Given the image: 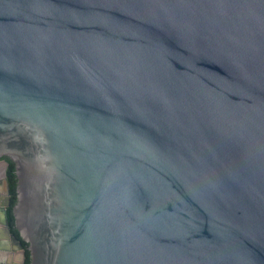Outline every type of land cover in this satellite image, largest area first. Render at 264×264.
<instances>
[{"label":"water","instance_id":"obj_1","mask_svg":"<svg viewBox=\"0 0 264 264\" xmlns=\"http://www.w3.org/2000/svg\"><path fill=\"white\" fill-rule=\"evenodd\" d=\"M0 157L29 264H264V0H0Z\"/></svg>","mask_w":264,"mask_h":264},{"label":"flooded vegetation","instance_id":"obj_2","mask_svg":"<svg viewBox=\"0 0 264 264\" xmlns=\"http://www.w3.org/2000/svg\"><path fill=\"white\" fill-rule=\"evenodd\" d=\"M10 171L14 173L15 187H16V175H15L14 163L8 157H0V196L1 195L3 196L0 198V200H1L0 202L2 205L6 201V189H7V187L9 188V191H10V184H9V179H10L9 172ZM17 238L20 240L19 236ZM11 241H12V244L14 247L9 254L10 255L19 254L20 264H25L26 253L27 252L29 253L28 244H26L24 241L20 240V244L22 245L23 249L19 250L18 245H16V243H14L12 239H11ZM29 260H30V257H29Z\"/></svg>","mask_w":264,"mask_h":264},{"label":"crops","instance_id":"obj_3","mask_svg":"<svg viewBox=\"0 0 264 264\" xmlns=\"http://www.w3.org/2000/svg\"><path fill=\"white\" fill-rule=\"evenodd\" d=\"M1 197L3 196L1 195L0 198ZM0 206H2L1 202ZM13 247L12 241L6 234L4 226L2 225V214H0V263L4 261L6 264H20L19 254H9Z\"/></svg>","mask_w":264,"mask_h":264},{"label":"trees","instance_id":"obj_4","mask_svg":"<svg viewBox=\"0 0 264 264\" xmlns=\"http://www.w3.org/2000/svg\"><path fill=\"white\" fill-rule=\"evenodd\" d=\"M9 184H10V197H11V207L7 209V213H8V224L9 227L11 229V231L18 237V233L15 230L14 227V218L12 215V207L16 202V187H15V177H14V173L13 172H9ZM30 260H29V253H26V261L25 264H29Z\"/></svg>","mask_w":264,"mask_h":264}]
</instances>
